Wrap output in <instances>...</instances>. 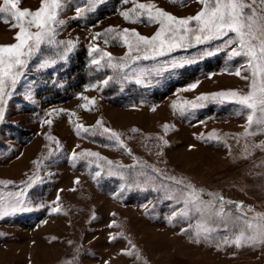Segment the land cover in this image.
Listing matches in <instances>:
<instances>
[{
  "label": "rangeland",
  "instance_id": "obj_1",
  "mask_svg": "<svg viewBox=\"0 0 264 264\" xmlns=\"http://www.w3.org/2000/svg\"><path fill=\"white\" fill-rule=\"evenodd\" d=\"M135 3L154 4L178 18L195 16L202 8L198 0ZM40 5L41 0H21L19 7L36 11ZM89 6L86 0H73L59 14L65 24L58 27L56 41L75 45L67 60L78 53L91 61L106 52L116 63L128 54L127 46L111 39L115 32L97 40H93L94 34L114 28L151 37L160 27L149 23L144 10L132 14L137 22L125 20L120 13L134 4L123 0H96L93 11L74 18L76 7ZM18 31L11 23L0 21V46L17 43L14 37ZM92 46L101 53L90 56ZM64 47L41 45L15 89H10L11 97L6 98L0 122V195L7 198L22 191L30 210L0 219V264H264V245L224 244V237H231L225 231L196 243L197 214L169 220L183 207L177 199L182 192L186 194L188 186L203 200H214L217 205L219 197L231 201L224 204L225 212L248 217L264 214V147H258L264 144V134H246L248 110L232 98L197 101L201 95L219 92L247 94L251 81L247 58L230 59L231 48L213 40L133 64V68L151 69L173 57H188L196 62L184 65L183 70L197 64L202 67L188 70L184 76L180 68L148 76L151 83L145 84L147 88L139 86L135 95L119 92L116 101L106 95V86L100 83L109 76L117 79L113 70L70 96L38 95L39 74L48 69L38 65L45 59H57L49 68L55 70L67 61L58 55ZM205 51L213 54L204 55ZM213 56L216 62L204 66V59ZM164 76L176 79L169 83ZM164 79L158 87V81ZM192 84L197 86L192 89ZM193 101L204 107L192 109L185 103ZM173 104L183 106L184 114ZM47 120L52 123H44ZM76 124L89 131L80 130L77 135ZM256 129L253 124L248 131ZM111 132L119 134L124 147L108 138ZM73 152L78 155L75 161ZM87 152L104 159L79 155ZM109 169L117 174L109 176ZM96 171H101V176L93 179ZM30 178L35 182L28 187ZM237 203L243 205L239 211ZM53 208L59 211L53 212Z\"/></svg>",
  "mask_w": 264,
  "mask_h": 264
},
{
  "label": "snow or ice",
  "instance_id": "obj_2",
  "mask_svg": "<svg viewBox=\"0 0 264 264\" xmlns=\"http://www.w3.org/2000/svg\"><path fill=\"white\" fill-rule=\"evenodd\" d=\"M72 2L73 0H64V2L62 0H41L39 9L32 11L27 8L21 9L19 7L21 0H2L0 21L11 23L12 27L18 28L19 31L14 37L17 43L0 46V122L4 120L6 98L11 97V90L15 89L19 79L25 74L29 61L40 52L41 45L64 44L63 52L58 54L59 59L64 61L67 60L68 53L74 49L75 45L72 41H56L55 39L58 34V27L65 24V21L59 18V14L64 10L66 3ZM86 2L90 5L89 7H76L75 19H81L86 12L94 10L96 0H86ZM170 2L176 3L177 0H170ZM198 2L202 8L195 16L178 18L157 8L154 4H137L135 0H123V3L134 4L131 10L120 13L125 20L137 22L132 19V14H135L139 9L146 11L149 23H157L160 27L151 37L142 36L135 30L117 31L114 28L106 29L105 33L94 34L92 38L97 40L101 37H107L108 33L115 32L116 35L112 36L111 39L122 41L127 46L128 54L118 62L113 63L110 53H101L98 47L92 46L89 49L90 56L93 52L101 54L99 58L92 57L91 64L96 65L97 70L107 67L118 74L123 73L121 77L123 80L134 78L136 84L150 85L151 81L146 80V77L161 76L164 72L195 63L196 60L188 57H173L171 60L151 69L133 68V64L140 60H155L157 57L170 55L178 49H187L213 40H221L224 47L231 48L230 59L236 56L247 58L248 70L251 73L249 92L245 95H240L236 91L219 92L210 96L201 95L197 97V101L208 99L219 101L223 98H232L235 103L248 110L246 134H264V0H198ZM33 28L35 31H32ZM104 42L108 43L109 39L105 38ZM233 45L235 47H232ZM212 54L211 51L204 53V55ZM105 57L108 58L107 62L101 63ZM57 62V59H45L38 67L40 69L50 68ZM125 69H130V71L126 72ZM235 74L240 75L239 69L236 70ZM111 80L113 77L109 76L100 83L106 86ZM196 86V84H192L190 88L194 89ZM92 87L94 88L96 85H92ZM28 98L31 99V96L28 95ZM185 103L192 109L204 107L203 103L194 101ZM173 108L177 109L181 115L186 111L183 106L178 108L176 104H173ZM44 123L50 125L52 121L47 120ZM97 124L100 125L101 122L97 121ZM253 124L257 125L256 131H248ZM75 127L77 135L80 134V130L89 131L80 124H76ZM104 131L109 132L110 130L104 129ZM108 138L114 139L120 147H124L119 134L111 132ZM258 147H264V144ZM79 155L93 156L97 160L104 159L98 153L93 152ZM77 158L78 155L73 152L71 159L75 161ZM107 163L111 165L112 162L107 161ZM96 167L99 169L101 166L97 163ZM101 171H96L93 179L100 177ZM107 174L111 176L117 173L109 169ZM121 178H123L122 174ZM34 182L30 178L28 187H31ZM76 182L78 183V181ZM177 183L181 182L177 181ZM23 195L22 191L17 194H10L7 198L0 195V219L17 212L30 210L23 199ZM209 195L215 196L212 193ZM57 200H59V196H57ZM177 203H182L183 207L173 212L172 217L169 218L170 221L177 217L190 219L193 214L198 215L193 242L199 243L201 238L209 241L213 238V233L225 231L230 232L231 237L225 236L224 244H234L236 247L264 245V214L248 217L244 214L234 215L225 212L224 204L232 203L231 201H225L223 197H219L217 205L214 200H203L201 194L191 186H188L186 194L182 192ZM242 207V204L237 203L238 211ZM52 211L56 212L59 209L53 208ZM249 211L252 209L249 208ZM182 231H187V229H182ZM220 246V244L217 245L218 248ZM127 254L131 255L132 253L128 252Z\"/></svg>",
  "mask_w": 264,
  "mask_h": 264
},
{
  "label": "trees",
  "instance_id": "obj_3",
  "mask_svg": "<svg viewBox=\"0 0 264 264\" xmlns=\"http://www.w3.org/2000/svg\"><path fill=\"white\" fill-rule=\"evenodd\" d=\"M216 56L207 57L204 59L203 62L204 66H208L216 62ZM202 64H197L196 66L193 65L187 70H183L182 68L180 71V75L184 76L187 74L188 70L194 71L196 68H201ZM111 68L108 69L107 67L97 70L96 65H92L90 61V57H81L78 53L71 54L69 59L61 63L60 65L55 67V70L46 69L39 74L40 83L37 87V94L38 95H45V98H54V96L58 94H62L64 97L70 96L73 91L76 89L78 90L81 87H85V85L91 84L96 80H100L102 76L106 73L109 74ZM117 75V79H113L112 83L108 86L106 85V95L111 98V100H115L119 98V92L124 93L125 95L132 94L135 95L138 93L139 86L146 87L145 84L136 85L134 81H126L121 79L122 75H118L117 72H114ZM179 75H177L178 77ZM164 78H167L164 76ZM171 79V80H170ZM176 78L170 77L167 78L169 83H174ZM163 81H158V87H161ZM168 85H165L166 88ZM163 88V89H164ZM161 89V90H163ZM116 101V100H115ZM119 102V101H118ZM125 101H120L123 104ZM18 132V131H17ZM19 135L22 136L21 132Z\"/></svg>",
  "mask_w": 264,
  "mask_h": 264
}]
</instances>
